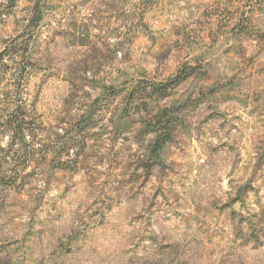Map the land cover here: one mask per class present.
Here are the masks:
<instances>
[{
    "label": "rangeland",
    "instance_id": "1",
    "mask_svg": "<svg viewBox=\"0 0 264 264\" xmlns=\"http://www.w3.org/2000/svg\"><path fill=\"white\" fill-rule=\"evenodd\" d=\"M0 264H264V0H0Z\"/></svg>",
    "mask_w": 264,
    "mask_h": 264
}]
</instances>
